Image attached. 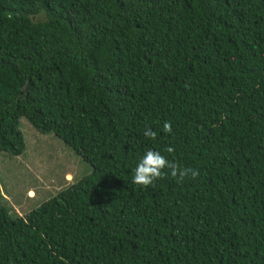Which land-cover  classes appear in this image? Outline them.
<instances>
[{
	"label": "trees",
	"instance_id": "obj_1",
	"mask_svg": "<svg viewBox=\"0 0 264 264\" xmlns=\"http://www.w3.org/2000/svg\"><path fill=\"white\" fill-rule=\"evenodd\" d=\"M21 117L90 172L0 194V264H264V0H0V153ZM149 149L199 175L134 184Z\"/></svg>",
	"mask_w": 264,
	"mask_h": 264
},
{
	"label": "rangeland",
	"instance_id": "obj_2",
	"mask_svg": "<svg viewBox=\"0 0 264 264\" xmlns=\"http://www.w3.org/2000/svg\"><path fill=\"white\" fill-rule=\"evenodd\" d=\"M18 127L25 148L17 156L0 153V194L10 211L24 215L88 174L90 166L60 138L40 132L24 117Z\"/></svg>",
	"mask_w": 264,
	"mask_h": 264
},
{
	"label": "clouds",
	"instance_id": "obj_3",
	"mask_svg": "<svg viewBox=\"0 0 264 264\" xmlns=\"http://www.w3.org/2000/svg\"><path fill=\"white\" fill-rule=\"evenodd\" d=\"M163 131L171 133L172 127L170 122L166 121L163 124ZM143 135L153 140L157 137V133L151 128H146ZM166 151L171 153L173 149L169 147ZM165 169L168 170L167 173L164 172ZM166 175L177 178L178 182H182L185 177H197L199 172L195 168L181 167L175 161L167 159L159 151L149 149L136 165L132 182L136 185L147 187L153 185L156 180L161 179Z\"/></svg>",
	"mask_w": 264,
	"mask_h": 264
},
{
	"label": "water",
	"instance_id": "obj_4",
	"mask_svg": "<svg viewBox=\"0 0 264 264\" xmlns=\"http://www.w3.org/2000/svg\"><path fill=\"white\" fill-rule=\"evenodd\" d=\"M25 87H26V83H25Z\"/></svg>",
	"mask_w": 264,
	"mask_h": 264
}]
</instances>
